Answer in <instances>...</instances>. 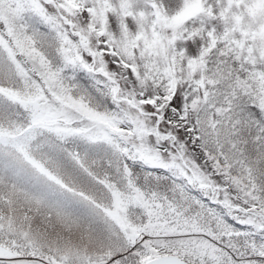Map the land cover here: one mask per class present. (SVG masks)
Returning a JSON list of instances; mask_svg holds the SVG:
<instances>
[{
  "label": "snow or ice",
  "instance_id": "snow-or-ice-1",
  "mask_svg": "<svg viewBox=\"0 0 264 264\" xmlns=\"http://www.w3.org/2000/svg\"><path fill=\"white\" fill-rule=\"evenodd\" d=\"M0 264H264V0H0Z\"/></svg>",
  "mask_w": 264,
  "mask_h": 264
}]
</instances>
